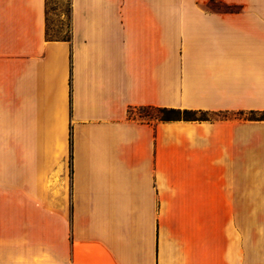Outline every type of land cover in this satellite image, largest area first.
Returning a JSON list of instances; mask_svg holds the SVG:
<instances>
[{"label":"crops","instance_id":"1","mask_svg":"<svg viewBox=\"0 0 264 264\" xmlns=\"http://www.w3.org/2000/svg\"><path fill=\"white\" fill-rule=\"evenodd\" d=\"M45 2L0 0V264H264V0Z\"/></svg>","mask_w":264,"mask_h":264},{"label":"rangeland","instance_id":"2","mask_svg":"<svg viewBox=\"0 0 264 264\" xmlns=\"http://www.w3.org/2000/svg\"><path fill=\"white\" fill-rule=\"evenodd\" d=\"M70 1L71 0H46L47 29L50 38L61 39L69 37ZM204 7L207 10L221 13H237L241 11V7L225 5L219 1H210ZM164 116H168V114L160 113L157 109L153 108L131 109L128 111L129 118L139 119L147 122L159 120ZM209 117L215 118L213 115H210ZM256 117H259V115H256Z\"/></svg>","mask_w":264,"mask_h":264},{"label":"trees","instance_id":"3","mask_svg":"<svg viewBox=\"0 0 264 264\" xmlns=\"http://www.w3.org/2000/svg\"><path fill=\"white\" fill-rule=\"evenodd\" d=\"M212 2V1H211ZM228 7V6H226ZM45 14H46V30H45V36L49 40H63V41H69L70 40V34L69 37L61 38V39H54L50 38L48 35V29H47V2H45ZM157 110L160 113H166L168 116H164L158 121L162 122H171V121H203L208 120V115L201 111H188V110H179V109H171V108H157ZM180 114V116H179ZM174 115V116H172ZM176 115V116H175ZM178 115V116H177ZM250 119H256V120H263L264 121V112L259 114V117H256L255 115L251 114L249 116Z\"/></svg>","mask_w":264,"mask_h":264}]
</instances>
